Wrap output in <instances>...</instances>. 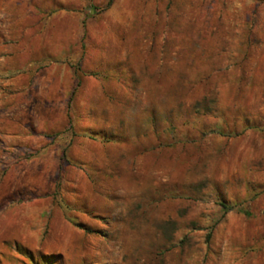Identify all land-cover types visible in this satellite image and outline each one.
Returning <instances> with one entry per match:
<instances>
[{
	"label": "rangeland",
	"instance_id": "rangeland-1",
	"mask_svg": "<svg viewBox=\"0 0 264 264\" xmlns=\"http://www.w3.org/2000/svg\"><path fill=\"white\" fill-rule=\"evenodd\" d=\"M0 264H264V0H0Z\"/></svg>",
	"mask_w": 264,
	"mask_h": 264
},
{
	"label": "trees",
	"instance_id": "trees-1",
	"mask_svg": "<svg viewBox=\"0 0 264 264\" xmlns=\"http://www.w3.org/2000/svg\"><path fill=\"white\" fill-rule=\"evenodd\" d=\"M222 207H223V209H224L225 211H227V212L232 210L231 207H227V206H224V205H223Z\"/></svg>",
	"mask_w": 264,
	"mask_h": 264
}]
</instances>
